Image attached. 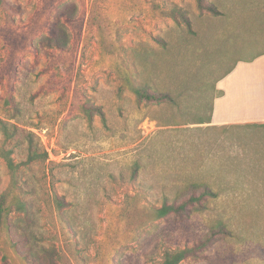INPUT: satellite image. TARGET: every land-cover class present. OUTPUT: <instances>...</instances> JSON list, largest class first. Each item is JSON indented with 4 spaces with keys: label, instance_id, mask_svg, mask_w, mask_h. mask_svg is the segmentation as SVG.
<instances>
[{
    "label": "rangeland",
    "instance_id": "obj_1",
    "mask_svg": "<svg viewBox=\"0 0 264 264\" xmlns=\"http://www.w3.org/2000/svg\"><path fill=\"white\" fill-rule=\"evenodd\" d=\"M208 1L218 15L195 0L0 1V121L15 134L0 129V264H159L207 238L180 264H264V129L207 123L217 81L264 55V0ZM65 10L67 47H44Z\"/></svg>",
    "mask_w": 264,
    "mask_h": 264
},
{
    "label": "crops",
    "instance_id": "obj_2",
    "mask_svg": "<svg viewBox=\"0 0 264 264\" xmlns=\"http://www.w3.org/2000/svg\"><path fill=\"white\" fill-rule=\"evenodd\" d=\"M210 117L211 128L264 125V55L238 61L217 81Z\"/></svg>",
    "mask_w": 264,
    "mask_h": 264
},
{
    "label": "trees",
    "instance_id": "obj_3",
    "mask_svg": "<svg viewBox=\"0 0 264 264\" xmlns=\"http://www.w3.org/2000/svg\"><path fill=\"white\" fill-rule=\"evenodd\" d=\"M195 2L197 9L200 12H206L211 15H218L220 13L217 5L213 2H209L208 0H195ZM171 13H173L175 17H179L184 22L186 27L191 26L190 20L188 19L186 13L181 8L173 7L171 8ZM58 17H59L58 20L49 23V36L44 37L41 40V44L44 47H52L60 52H63L68 45V39H67V34L60 20L66 22H72L71 12L69 10L59 11ZM134 91L139 100L143 99L152 102H162L170 99L168 94H163V93L159 94V93L150 92L148 88L145 86L136 87ZM210 119L211 117L209 118V121L207 123H210ZM203 123L205 122H199V124H203ZM9 126L11 125L7 124L6 122L0 121V129L4 132L7 139H12L15 134H13V132L9 130ZM251 127L264 128V125H260V126L252 125ZM25 140L28 141V160L34 161L37 158L38 152L36 151V148L33 146L31 140L29 139H25ZM1 154L6 160L7 167L13 173L15 171V165L9 153L2 151ZM211 194L212 192L209 189H206L199 196L190 195L188 200L184 201L179 206L164 204L161 208L155 209V211L158 217H164L175 210L182 211V209H185L189 204H192L194 202H200V199L203 198L205 195H211ZM11 206L12 203H9V205H7L5 195L0 196V226L4 223L5 217L11 213V208H12ZM17 207L21 208L28 216V211L24 204L17 203ZM209 242L210 239L207 238L205 241L198 243V245H196L195 247H191V248L186 247L181 250L165 253L162 262H160L159 264H180L188 256L196 255L198 252H200Z\"/></svg>",
    "mask_w": 264,
    "mask_h": 264
}]
</instances>
